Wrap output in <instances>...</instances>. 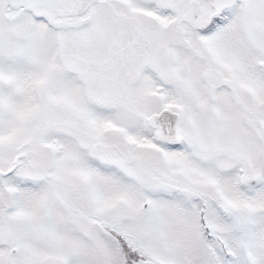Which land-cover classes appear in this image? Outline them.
Here are the masks:
<instances>
[{
	"label": "snow or ice",
	"instance_id": "snow-or-ice-1",
	"mask_svg": "<svg viewBox=\"0 0 264 264\" xmlns=\"http://www.w3.org/2000/svg\"><path fill=\"white\" fill-rule=\"evenodd\" d=\"M0 264H264V0H0Z\"/></svg>",
	"mask_w": 264,
	"mask_h": 264
}]
</instances>
